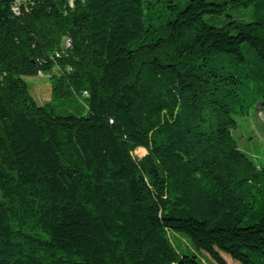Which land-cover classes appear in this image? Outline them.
I'll return each mask as SVG.
<instances>
[{"label":"trees","instance_id":"16d2710c","mask_svg":"<svg viewBox=\"0 0 264 264\" xmlns=\"http://www.w3.org/2000/svg\"><path fill=\"white\" fill-rule=\"evenodd\" d=\"M261 106L264 0H0V264H264Z\"/></svg>","mask_w":264,"mask_h":264},{"label":"rangeland","instance_id":"374dc122","mask_svg":"<svg viewBox=\"0 0 264 264\" xmlns=\"http://www.w3.org/2000/svg\"><path fill=\"white\" fill-rule=\"evenodd\" d=\"M26 81L30 86L31 94L39 104L53 101L57 114H66L70 111L76 112L78 101L81 100L77 96L53 100L51 80L48 77L28 76ZM83 99L85 98L83 97ZM237 121L238 126L233 129V135L239 142L240 147L255 161L264 164V107L261 106L259 110H251L249 115L237 116ZM146 153L147 151L144 148H138L134 151L136 157H143ZM172 237L180 251H183V247L192 248L190 240L185 236L175 235ZM222 255L227 262H233L229 255L225 253H222Z\"/></svg>","mask_w":264,"mask_h":264},{"label":"built area","instance_id":"2783aa9c","mask_svg":"<svg viewBox=\"0 0 264 264\" xmlns=\"http://www.w3.org/2000/svg\"><path fill=\"white\" fill-rule=\"evenodd\" d=\"M14 10H15V12H19V6L17 4L14 5Z\"/></svg>","mask_w":264,"mask_h":264}]
</instances>
